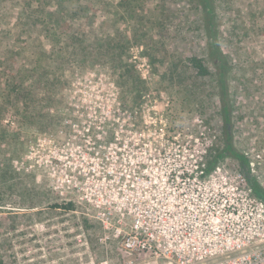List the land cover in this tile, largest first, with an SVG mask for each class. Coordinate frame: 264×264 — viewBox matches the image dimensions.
<instances>
[{"label":"rangeland","instance_id":"obj_1","mask_svg":"<svg viewBox=\"0 0 264 264\" xmlns=\"http://www.w3.org/2000/svg\"><path fill=\"white\" fill-rule=\"evenodd\" d=\"M68 2L0 0V264H142L98 219L122 200L85 170L96 151L132 178L191 169L226 130L242 156L264 146V0H213L212 41L197 0Z\"/></svg>","mask_w":264,"mask_h":264},{"label":"built area","instance_id":"obj_2","mask_svg":"<svg viewBox=\"0 0 264 264\" xmlns=\"http://www.w3.org/2000/svg\"><path fill=\"white\" fill-rule=\"evenodd\" d=\"M243 157L239 170H209L201 156L191 169L132 178L141 171L117 173L96 151L84 176L109 182L122 200L98 219L122 252L149 257L142 264H264V146L248 145Z\"/></svg>","mask_w":264,"mask_h":264},{"label":"trees","instance_id":"obj_3","mask_svg":"<svg viewBox=\"0 0 264 264\" xmlns=\"http://www.w3.org/2000/svg\"><path fill=\"white\" fill-rule=\"evenodd\" d=\"M68 2L70 5L73 4V0H69ZM124 2H127L128 4H132L134 0H123ZM59 2V1H57ZM198 5L200 6L203 14V22H204V30L207 35V37L212 41V38H216V29H215V24H214V3L213 0H197ZM60 5V4H58ZM46 18H50L52 16L51 13L46 14ZM84 16V15H82ZM82 16L80 18H82ZM58 26V24H56ZM76 38L70 37L69 42L70 44L74 47L76 46ZM214 55L215 58L220 60V63L216 67V75H217V84L219 87V92H220V100L222 104V114L224 115V121L229 122L228 117H229V103L227 102V97H228V86H227V79L229 75L230 68L225 64V59L222 58V53L216 44L214 43ZM190 63L192 67L196 70L197 74L199 76H206L209 74L208 69L204 66L202 61L200 59L196 58H191ZM226 138L224 141V147L220 149L215 157L212 159V161L208 162V169L211 170L213 169L225 156L230 155L231 157H234L238 159L241 162V166L243 167L245 164L244 157L240 155L232 146L231 139L229 132L226 130L225 132ZM72 205L68 204L67 208H71Z\"/></svg>","mask_w":264,"mask_h":264}]
</instances>
